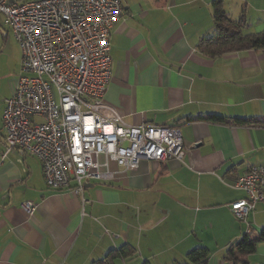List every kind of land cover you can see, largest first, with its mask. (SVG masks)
Listing matches in <instances>:
<instances>
[{"label": "crops", "instance_id": "crops-1", "mask_svg": "<svg viewBox=\"0 0 264 264\" xmlns=\"http://www.w3.org/2000/svg\"><path fill=\"white\" fill-rule=\"evenodd\" d=\"M121 2L105 101L130 126H180L187 154L141 161L123 179L87 183L79 194L75 185L50 190L37 158L7 149L11 79L0 105V264H190L197 249L208 251L206 264H233L227 252L246 236L259 239L256 250L237 264H264V204L250 230L230 212L247 198L237 181L264 166V127L207 120L264 121V50L210 57L199 49L217 33L216 5L244 21L245 35L264 33V0ZM21 58L20 50L19 66ZM26 202L36 205L33 216Z\"/></svg>", "mask_w": 264, "mask_h": 264}, {"label": "built area", "instance_id": "built-area-1", "mask_svg": "<svg viewBox=\"0 0 264 264\" xmlns=\"http://www.w3.org/2000/svg\"><path fill=\"white\" fill-rule=\"evenodd\" d=\"M122 12L121 0H0L22 53V74L4 100L7 149L37 158L50 190L75 185L79 194L87 183L123 179L141 161L167 164L187 154L180 126H130L105 101L110 38ZM234 187L247 198L230 212L250 230V216L264 204V166ZM22 209L33 216L36 205Z\"/></svg>", "mask_w": 264, "mask_h": 264}, {"label": "trees", "instance_id": "trees-1", "mask_svg": "<svg viewBox=\"0 0 264 264\" xmlns=\"http://www.w3.org/2000/svg\"><path fill=\"white\" fill-rule=\"evenodd\" d=\"M215 21L217 33L211 39L203 40L199 45L200 51L206 56L217 57L245 51L264 50V33L252 36L245 35L243 33L244 21L232 22L224 10L217 5L215 6ZM5 39L6 37L2 36L4 43ZM207 120L233 126L254 125L264 127V121L230 120L219 116H211ZM258 240L246 236L241 242L229 249L225 259L233 264H237L255 252ZM121 257L124 256L121 255ZM187 259L190 264H206L209 259V253L205 249H197L190 252Z\"/></svg>", "mask_w": 264, "mask_h": 264}, {"label": "rangeland", "instance_id": "rangeland-1", "mask_svg": "<svg viewBox=\"0 0 264 264\" xmlns=\"http://www.w3.org/2000/svg\"><path fill=\"white\" fill-rule=\"evenodd\" d=\"M21 3V2H20ZM2 31L8 35L5 46L2 40ZM0 39L2 40L3 50L0 53V105L5 97L9 83L13 78H19L22 74L21 65L18 64L19 45L15 40L11 28L3 15L0 14ZM2 49V48H1ZM22 59V58H21ZM22 62V60H21Z\"/></svg>", "mask_w": 264, "mask_h": 264}]
</instances>
